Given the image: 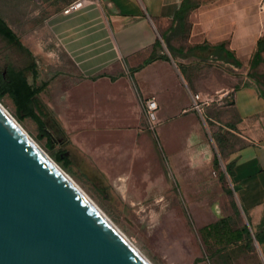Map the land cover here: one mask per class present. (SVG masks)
<instances>
[{"label":"crops","instance_id":"obj_1","mask_svg":"<svg viewBox=\"0 0 264 264\" xmlns=\"http://www.w3.org/2000/svg\"><path fill=\"white\" fill-rule=\"evenodd\" d=\"M71 1L46 18L81 76L67 90L66 109L59 114L61 125L74 133L71 140L85 153L106 157L134 194L171 196L173 205L180 196L192 199L196 220L188 205L176 210L188 213L206 252L196 251L194 262L264 264V76L248 73L264 72V48L263 60L251 68L264 38V0H200L187 13L184 40L171 43L183 0H96L64 13ZM163 35L174 54L165 52ZM207 44H223L241 64L214 52L216 63L207 69V59L193 52L197 48L188 50ZM214 82L221 94L231 92L227 106L236 122L228 130L240 139L221 158L212 135L220 123L212 116H223V105L201 112L192 107L195 92L223 103L225 95H207V83ZM150 96L158 104L154 132L144 125L141 106ZM157 145L170 157L171 174L180 184L156 165L150 148ZM225 163H232V175ZM232 201L244 218L235 227ZM215 225L218 230H212Z\"/></svg>","mask_w":264,"mask_h":264},{"label":"rangeland","instance_id":"obj_2","mask_svg":"<svg viewBox=\"0 0 264 264\" xmlns=\"http://www.w3.org/2000/svg\"><path fill=\"white\" fill-rule=\"evenodd\" d=\"M69 1L71 0H0V15L22 43L7 42L0 37V75L5 76L7 69L12 68L21 71L31 84L42 85L37 98L30 103L31 111L28 112L19 107L6 88L5 79L0 77V102L153 264H200L199 261H193L196 251L202 254L206 252L197 229L187 212L176 210L178 204L184 207L188 205L196 220V204L193 200L180 196L179 201L173 205L171 196L134 194L128 180L122 173L113 170L106 157H94L89 150H85V153L71 140L74 133L66 131L61 125L59 116L66 109L67 90L81 76L76 72L70 57L55 40L46 18ZM184 32L185 28L182 27L175 35L169 33V42L171 43V39L184 40ZM163 43L165 52L171 55V51ZM180 45L183 46L184 42ZM193 52L199 58L207 59V69L216 63L215 54L210 47L197 48ZM248 73L251 71L248 70ZM216 85L215 82L207 83V95H225L223 103L220 104L217 96H210L202 109L205 111L207 107V111H216L223 105L224 115L212 116L220 123H215L216 128L212 127V133L225 123L236 122L231 107L227 106L231 92L225 90L221 94L220 89L214 88ZM208 122L214 124L212 120ZM146 128L154 132L156 124L153 129ZM225 135L226 139L221 141L222 154L240 142L233 131L228 130ZM157 148H150L156 165L161 167L167 180L180 184L171 174L170 157L159 145ZM176 190L178 191L177 188ZM178 192L182 193V190ZM234 215L230 220L232 227L244 221L239 210Z\"/></svg>","mask_w":264,"mask_h":264},{"label":"water","instance_id":"obj_3","mask_svg":"<svg viewBox=\"0 0 264 264\" xmlns=\"http://www.w3.org/2000/svg\"><path fill=\"white\" fill-rule=\"evenodd\" d=\"M0 264H147L1 108Z\"/></svg>","mask_w":264,"mask_h":264},{"label":"trees","instance_id":"obj_4","mask_svg":"<svg viewBox=\"0 0 264 264\" xmlns=\"http://www.w3.org/2000/svg\"><path fill=\"white\" fill-rule=\"evenodd\" d=\"M198 5L197 0H183L177 11L175 12L173 22H175L174 25H171V29L173 31H178L180 30L185 22L187 13L189 10L194 8L195 6ZM0 37L7 42H16L18 44H22L18 35L14 32V30L8 25V23L4 20V18L0 15ZM166 46L168 47L169 51L173 54L174 51L176 50L173 45H171L166 38L164 39ZM212 48L213 52H217L219 55L223 54L229 59H232L235 64L240 65L241 62L234 56V54L227 48L224 47L223 44H217L213 46H209L208 44L203 46V45H195L193 47H190L188 50L189 52L192 51L194 48ZM264 48V38H261L258 40V48L254 52L252 59H251V68H254L259 62L263 60V57L261 55V51ZM167 57V55L165 56ZM152 57H149L147 59L150 60ZM252 73V74H251ZM251 75L253 76H264V72L258 73L255 70L251 71ZM0 77H3L6 81V88L12 93L14 96L17 104L19 105L20 108H24L28 112L31 111L30 108V103L32 100L37 98V94L41 91L42 85H33L28 80L26 77L23 75L21 71H16L15 69L9 68L7 69V73L5 76L2 74ZM209 119H207L208 121ZM235 124L232 123H225L224 125H221L217 131L212 133L213 137L215 138V141L217 143L218 151L220 156H222L221 152V141L226 139V132L228 131V128H234ZM224 154V153H223ZM225 170L229 175L233 174L232 171V163H225ZM229 192L231 193L232 190L228 189ZM232 207L234 211H238V205L236 201H232ZM260 225H264V219L261 222ZM216 225L213 226L212 230H218L216 228ZM245 230L250 234V230L248 229L247 226H245ZM255 237L260 241L262 237L258 236L257 232H255ZM197 258L196 260H198Z\"/></svg>","mask_w":264,"mask_h":264},{"label":"bare ground","instance_id":"obj_5","mask_svg":"<svg viewBox=\"0 0 264 264\" xmlns=\"http://www.w3.org/2000/svg\"><path fill=\"white\" fill-rule=\"evenodd\" d=\"M228 14V13H227ZM234 14V13H233ZM242 20V19H241ZM229 23V22H228ZM217 27V26H216ZM231 27V26H230ZM245 36V35H244ZM0 108L9 116V118L21 129L25 136L43 153V155L68 179L75 189L86 199L93 209L119 234L120 237L147 263L153 264L139 248L127 237V235L105 214V212L93 201V199L79 186V184L34 140V138L24 129L20 122L7 110L0 102Z\"/></svg>","mask_w":264,"mask_h":264},{"label":"built area","instance_id":"obj_6","mask_svg":"<svg viewBox=\"0 0 264 264\" xmlns=\"http://www.w3.org/2000/svg\"><path fill=\"white\" fill-rule=\"evenodd\" d=\"M96 0H73L68 3L64 8L63 12L68 13L73 10H76L82 7L86 2H92ZM206 100L200 96V93L195 92L192 94V107L198 110L199 112L202 111ZM141 106H142V113H143V121L145 125L153 129L155 127V120H156V110L158 107L157 100L154 96L146 97L141 99Z\"/></svg>","mask_w":264,"mask_h":264}]
</instances>
